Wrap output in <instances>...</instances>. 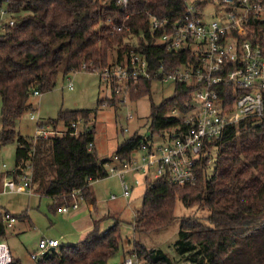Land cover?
I'll return each instance as SVG.
<instances>
[{
  "label": "trees",
  "instance_id": "16d2710c",
  "mask_svg": "<svg viewBox=\"0 0 264 264\" xmlns=\"http://www.w3.org/2000/svg\"><path fill=\"white\" fill-rule=\"evenodd\" d=\"M11 7L16 22L0 34V144L17 142L15 175L28 171L31 165L33 189L52 199L48 205L51 212L70 205L72 193L78 189L97 210L91 181L108 176L105 164L116 154L128 160L143 142L182 124L180 117L170 112L174 107L186 109L194 84L177 81L169 97L158 103L151 98L150 133L134 132L109 157L99 156L96 128L90 124L99 107L61 109L56 117L42 120L66 130L49 137L20 133L17 120L32 108L35 90H52L61 73L83 70L84 63L90 69L126 64L136 52L147 55L155 72L164 63V72L170 73L189 54L185 49L169 51L158 42L162 29L152 33L150 13L166 18L171 25L185 16L188 0H129L126 7L116 0H12ZM132 36L138 40L132 42ZM160 77L132 80L127 89L130 99L152 97L153 82ZM111 90L112 96L100 100L101 104L116 105L120 100L114 82ZM79 119L87 128L72 133V123ZM210 146L218 148V153L199 160L195 184L180 185L165 176L144 178L143 203L133 223L135 250L124 255L136 251L146 260L144 264H176L167 251L147 249L139 237L172 227L181 201L207 212L203 217L181 219L175 247L182 260L188 258L192 264H264V117L231 124ZM6 214L12 213L0 205V239L6 237L9 227ZM12 215L17 218L20 214ZM105 218L108 216L94 219V228L83 240L45 251L37 264H110L123 238L120 220L104 228ZM8 264L24 262L12 257Z\"/></svg>",
  "mask_w": 264,
  "mask_h": 264
},
{
  "label": "built area",
  "instance_id": "2783aa9c",
  "mask_svg": "<svg viewBox=\"0 0 264 264\" xmlns=\"http://www.w3.org/2000/svg\"><path fill=\"white\" fill-rule=\"evenodd\" d=\"M116 1L124 7L129 2ZM11 3L12 0H0V34L7 32L16 22V12ZM210 3L221 7L212 19L206 18L204 12ZM150 18L152 33L162 29L158 42L164 43L169 51L185 49L189 54L188 59L173 66L170 73L164 72V63L155 72L147 55L136 52L131 53L126 64L92 69L83 64L84 70L95 71L108 86L114 82L115 91L119 94L127 93L132 80L159 74L161 81L173 79L195 86L186 102V109L174 107L170 112L180 117L182 124L156 135L163 136V141L156 142L154 136L143 142L130 159L121 160L116 154L113 161L105 164L108 175L120 177L125 197L131 195L134 187L126 179L129 172L143 173L144 178L165 176L180 185L195 184L199 160L218 153V148L213 149L211 143L220 140L231 124L264 117V0H188L185 16L171 25L166 18L152 13ZM40 93L39 90L34 91V94ZM132 116L130 113L129 117ZM31 118L37 120L36 135L49 137L66 132L51 122H42L34 113ZM83 122V119L73 122L72 133L85 130V122V126L79 129ZM31 170L29 165L28 171L15 175L16 167H10L0 159V193L34 194ZM139 181L140 178L136 177L135 182ZM72 195L73 202L59 210L76 208L84 199L80 189ZM116 197L112 194V198ZM5 218L8 226L17 219L12 214H6ZM59 244V239L43 236L38 249L30 252V256L38 258L51 246ZM11 259L8 244L0 239V264H8ZM119 264L142 263L134 254L126 256Z\"/></svg>",
  "mask_w": 264,
  "mask_h": 264
},
{
  "label": "rangeland",
  "instance_id": "374dc122",
  "mask_svg": "<svg viewBox=\"0 0 264 264\" xmlns=\"http://www.w3.org/2000/svg\"><path fill=\"white\" fill-rule=\"evenodd\" d=\"M221 7L217 4L210 3L205 9V16L208 19L214 18V13L220 11ZM137 36H132L131 41L136 42ZM73 87H70V86ZM152 97L149 95L142 96L135 100L130 99L126 93L118 94L120 100L115 104L100 100L112 96L111 87L97 75L95 71L80 70L68 74L61 73L58 77L56 86L52 90L44 91L40 95L32 94L31 100L34 109L27 110L16 123L17 130L24 135L35 136L37 120L31 119L34 113L41 120H48L56 117L61 109H82L99 107L98 112L90 122L95 125V146L101 157H109L116 151L118 145L134 132L139 131L143 135L150 133L149 114L151 100L160 102L162 99L173 94L175 81L155 80L152 86ZM152 98V99H151ZM1 109V102H0ZM132 117H129V114ZM2 126L0 116V129ZM61 126V125H60ZM85 123L79 124L81 130ZM62 128V127H61ZM156 142L164 140L163 136H155ZM17 142L0 144V159L5 160L10 167L15 166V150ZM140 181L135 182V177ZM126 179L134 184V190L129 197L122 195V185L119 176L111 174L100 179L98 207L99 210L111 211V216L105 218L103 227H109L117 220L121 223V234L123 238L120 250L110 259V264H119L124 256H134L140 259L141 263H146L143 257L136 254L125 253L135 250V231L134 220L135 212L141 208L143 203V193L146 187L144 174L140 172H129ZM2 183L0 181V190ZM112 194H117V198H112ZM51 202L47 196L38 194H28L24 192H6L0 193V205L3 210H10L15 214H20L14 227H8L7 235L4 237L10 251L15 255L18 251L19 258L24 264H37V258L29 256V250L37 248L41 235L46 237L60 236V231L67 227L60 215H66L57 211L51 212L48 204ZM25 213V214H22ZM177 222L168 230L157 233H144L139 239L147 248L160 247L173 256L176 264H192L188 258L183 260L178 256L175 244L179 238L180 222L183 217L190 215L201 216L207 214L206 210L199 207H187L181 201L176 208ZM107 216V215H105ZM116 216V217H114ZM53 220V221H52ZM66 243L65 241H62ZM127 250V251H126ZM129 250V251H128Z\"/></svg>",
  "mask_w": 264,
  "mask_h": 264
},
{
  "label": "crops",
  "instance_id": "0c3cea01",
  "mask_svg": "<svg viewBox=\"0 0 264 264\" xmlns=\"http://www.w3.org/2000/svg\"><path fill=\"white\" fill-rule=\"evenodd\" d=\"M31 109H34L33 105H32ZM105 177H107V176H105ZM134 177L136 178V176H134ZM102 178H104V177H102ZM102 178L95 179V180L91 181V183H90L92 191L97 198V204H98L97 192L99 193V191H98L99 185L97 184V182L100 181V179H102ZM120 181H121V179H120ZM133 190H134V187H133ZM35 194H37V193L35 192ZM38 195H40V194H38ZM40 196H42V195H40ZM50 200L52 201L51 198H50ZM6 210L12 214H15L8 209H6ZM57 212L62 213V214H66L64 216L60 215V217H62L63 222L67 224V227L60 231V236H54L53 237V238L59 239V241H60L59 245L75 243V242H78L80 240H83L88 235V233L94 228V219L103 217L105 215L111 216V211L106 212V210H105V211L101 212L99 210V207H97V210H96L85 199L81 200L79 202V206L76 208H70L67 211L58 210ZM114 217H116V216H114ZM16 221H17V219H16ZM16 221L13 223V225H11L9 227H14ZM106 228H108V227H106ZM43 236H45V235L44 234L41 235L40 238ZM62 241H65L66 243H63ZM38 246H39V243H38ZM37 249H38V247L29 250V256H30V252L36 251ZM11 254H12V257L19 258V256H20V255H18L19 254L18 251L15 252V255L12 252H11Z\"/></svg>",
  "mask_w": 264,
  "mask_h": 264
},
{
  "label": "water",
  "instance_id": "95a60500",
  "mask_svg": "<svg viewBox=\"0 0 264 264\" xmlns=\"http://www.w3.org/2000/svg\"><path fill=\"white\" fill-rule=\"evenodd\" d=\"M50 250L55 251V250H56V247L51 246V247H50Z\"/></svg>",
  "mask_w": 264,
  "mask_h": 264
}]
</instances>
